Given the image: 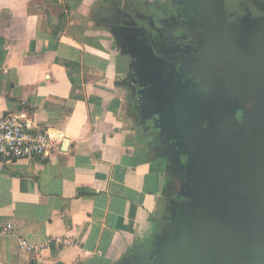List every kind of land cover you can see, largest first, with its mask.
I'll return each mask as SVG.
<instances>
[{
    "label": "crops",
    "instance_id": "1",
    "mask_svg": "<svg viewBox=\"0 0 264 264\" xmlns=\"http://www.w3.org/2000/svg\"><path fill=\"white\" fill-rule=\"evenodd\" d=\"M121 1L0 0V119L25 111L37 127L64 134L46 161L0 163V230L14 226L0 237V264H124L151 256L171 229L182 181L165 169L156 121L143 116L131 60L110 29ZM138 1L167 3L188 26L180 0ZM215 1L199 16L227 23L264 14L253 0H221L225 11L216 13ZM209 20L201 24H218ZM51 237L72 246L19 248L21 238L36 246Z\"/></svg>",
    "mask_w": 264,
    "mask_h": 264
},
{
    "label": "water",
    "instance_id": "2",
    "mask_svg": "<svg viewBox=\"0 0 264 264\" xmlns=\"http://www.w3.org/2000/svg\"><path fill=\"white\" fill-rule=\"evenodd\" d=\"M193 1L202 6L191 5ZM180 2L178 11L188 14V26L200 27L208 18L216 21L209 14L199 16L210 9V2ZM214 3L216 13H222L219 6L225 11L221 0ZM253 4L264 12V2L253 0ZM116 7L110 29L131 60L129 81L143 116L156 121L166 151L165 169L173 168L182 181L171 229L160 234L151 256L124 264H264V102L256 99L254 108L246 110L241 104L233 111L213 100L198 82L184 80L183 61L201 55L192 47L200 31L191 32L182 18L171 16L167 3L122 0ZM249 19L254 29L248 42L238 36L243 28L234 31L237 43L228 46L232 49L219 62L229 83L237 73L234 66L246 70L234 78L241 83L245 102L252 99L249 86L264 76V14L249 13ZM161 38L175 52L159 51ZM172 53L182 66L169 63Z\"/></svg>",
    "mask_w": 264,
    "mask_h": 264
},
{
    "label": "flooded vegetation",
    "instance_id": "3",
    "mask_svg": "<svg viewBox=\"0 0 264 264\" xmlns=\"http://www.w3.org/2000/svg\"><path fill=\"white\" fill-rule=\"evenodd\" d=\"M225 18L222 16L216 17L218 24L214 26L211 24L200 26V34L194 36L192 41L193 53L198 52L197 55H200L199 53L201 52L199 57H187V60L183 61V56L179 55V60L185 63L183 65L177 61V55L172 53L169 63L173 67L176 62L179 66L183 65L184 80L193 85L198 82L208 93H212L213 100L228 105L233 111L238 109L241 104L245 106L246 110L252 109L255 106L256 99L264 102V76L262 78L256 77L254 83L249 86V94L252 99L245 102L242 99L244 90L240 88L241 83L236 82L234 78L239 77L238 72L243 74L246 70L241 65L234 66V70L237 73H235V77L233 76L234 78H231V83H229V77L224 71H221L222 66L219 62H222V54L227 52L228 46L237 43V40H233V37L237 38L234 31L243 28L245 32H238V36L241 41L248 42V37L254 28L249 19H245V17H237L235 15L230 17V22L227 23L224 22ZM158 50L164 55H170L168 53L175 52L173 47L166 43L163 38H161V43L158 44ZM247 66L250 67V65ZM168 70L170 71L171 69ZM237 112H239V115L236 118L242 119L243 115L240 109Z\"/></svg>",
    "mask_w": 264,
    "mask_h": 264
},
{
    "label": "built area",
    "instance_id": "4",
    "mask_svg": "<svg viewBox=\"0 0 264 264\" xmlns=\"http://www.w3.org/2000/svg\"><path fill=\"white\" fill-rule=\"evenodd\" d=\"M64 134L36 126L25 111L9 114L0 119V163H14L24 159L46 161L61 152ZM14 233L9 223L0 230V237ZM72 246L69 239L51 237L39 245L19 240V248L27 253L43 254L52 247Z\"/></svg>",
    "mask_w": 264,
    "mask_h": 264
}]
</instances>
